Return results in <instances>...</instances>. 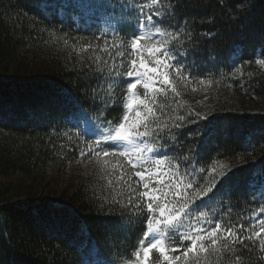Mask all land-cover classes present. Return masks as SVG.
<instances>
[{
	"label": "trees",
	"instance_id": "trees-1",
	"mask_svg": "<svg viewBox=\"0 0 264 264\" xmlns=\"http://www.w3.org/2000/svg\"><path fill=\"white\" fill-rule=\"evenodd\" d=\"M38 2L0 0V264H82L85 244L92 249L93 261L106 257L112 264H126L143 228L137 223L130 233L117 231L116 218H128L112 203L119 191L115 179L119 167L113 171L117 159H110L105 168L94 157L80 156L81 149L87 151L85 142L97 138L96 131L108 121L115 124L121 119L122 108L101 114L90 107L81 87L87 77L80 76L77 62L80 46H104V39L98 37L105 29L109 43L124 36L113 34L114 21L98 11H90L79 23L63 17L45 19L46 14L36 8ZM126 2L131 7L140 0ZM197 3L210 5L213 0ZM255 3L246 31L218 11L212 25L198 24L197 33L211 28L215 39L207 36L197 45L201 55L191 70L196 80L178 84L177 99L184 105L179 114L190 111L207 119L189 115L196 123L182 130L183 147L178 145L177 152L169 153L181 161L182 172L184 156L193 163L199 159L197 167L206 168L205 176L213 166L217 173L228 172L233 191L223 204L217 197L211 207L225 219L246 226L264 209V177L259 175L264 168V70L254 63L245 66V73H253L242 78L246 91L238 86L239 74L234 78L232 73L234 63L253 61L264 46V0ZM207 11L211 15V8ZM65 33L68 45L59 39ZM99 47L96 54L108 59ZM237 49L238 59L233 55ZM199 79L205 83H197ZM96 82L90 81L93 86ZM123 93V88L116 89L117 104ZM81 106L95 128L83 120L78 128L72 126ZM248 143L255 144L251 152L244 151ZM194 154L198 155L194 158ZM118 199L126 203L127 192ZM125 234V247H117L116 241ZM98 250L103 251L102 257L96 255ZM260 255L255 251L245 264H264L257 259Z\"/></svg>",
	"mask_w": 264,
	"mask_h": 264
},
{
	"label": "snow or ice",
	"instance_id": "snow-or-ice-1",
	"mask_svg": "<svg viewBox=\"0 0 264 264\" xmlns=\"http://www.w3.org/2000/svg\"><path fill=\"white\" fill-rule=\"evenodd\" d=\"M256 7L255 0H213L210 5H201L197 0H140L131 7L126 0H39L36 4L39 12L46 14L45 19L63 17L77 23L90 11H98L114 21L113 34L124 36L109 43L105 29L98 37L104 39L103 47L86 43L77 50L80 76L87 77L81 87L91 100L90 107L101 114L112 107L122 108L121 119L115 124L108 121L99 138L85 142L87 151L81 149L80 156L94 157L105 168L110 159H117L113 171L119 167L115 178L119 191L112 203L120 206L128 217L116 218L117 231L130 233L137 223L143 228L130 254L132 264H245L257 250L261 254L257 259L264 261V218L250 217L246 226L225 219L211 207L217 197L223 204V199L230 196L235 186L233 177L228 172L217 173L215 166L205 176L206 168L197 167L201 161L193 163L187 156L183 157L182 172L181 161L169 156L178 151V145L183 147L182 130L196 123L188 119L189 115L207 119L206 115L190 111L179 114L184 105L177 99L181 95L177 85L196 80L191 70L195 58L201 55L197 45L204 37L215 39L211 28L197 33L198 24L212 25L219 18L218 11L230 22L242 26L240 31H246ZM59 22L63 23V19ZM66 36L67 33L59 39L68 45ZM98 47L108 54V59L96 54ZM90 49L93 55L85 57L83 53ZM233 55L238 59L239 49ZM205 57L210 58L207 53ZM256 57L253 61L234 63L232 76L239 74L241 90L248 87L242 78L253 76L244 72L246 65L254 63L264 70V58H260L264 57V46L256 51ZM93 79L97 81L95 86L90 83ZM196 82L204 84L205 80ZM118 88L124 89L119 104L115 97ZM78 112L73 127L78 128L81 120L96 127L82 106ZM254 147L255 144L248 143L244 151L251 152ZM195 155L198 154L194 158ZM259 175L264 177V168ZM112 183L108 181L109 185ZM124 191L127 200L121 203L118 196ZM260 215L264 216V209ZM127 240L128 235H122L116 241L117 247H125ZM84 247L82 264H112L106 257L93 261L91 247L87 244ZM96 255L102 257L103 251L98 250Z\"/></svg>",
	"mask_w": 264,
	"mask_h": 264
},
{
	"label": "rangeland",
	"instance_id": "rangeland-1",
	"mask_svg": "<svg viewBox=\"0 0 264 264\" xmlns=\"http://www.w3.org/2000/svg\"><path fill=\"white\" fill-rule=\"evenodd\" d=\"M103 130H104V129H101V130H98V131L95 132L97 138H99V132H102ZM68 174H69V173H68ZM60 180H61V179H59V181H60ZM260 214H261V210L259 211V213H257L256 217H258V218H264V216H261ZM126 264H132V262L129 261V262H127Z\"/></svg>",
	"mask_w": 264,
	"mask_h": 264
}]
</instances>
